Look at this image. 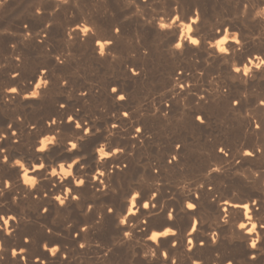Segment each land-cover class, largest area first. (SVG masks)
Segmentation results:
<instances>
[{"label": "bare ground", "instance_id": "6f19581e", "mask_svg": "<svg viewBox=\"0 0 264 264\" xmlns=\"http://www.w3.org/2000/svg\"><path fill=\"white\" fill-rule=\"evenodd\" d=\"M113 2L122 6L107 16L110 8L90 0H0V264H264V59L240 53L247 41L235 32L243 30L239 22L216 28L205 23L203 0ZM15 6L31 32L18 24L7 34L4 15ZM155 9L163 15L154 18ZM73 11V25L56 28V35L78 50H43L46 40L39 41L41 50L9 47L35 46V23ZM224 38L229 43L221 44ZM196 56L224 65L226 81L193 93L188 85L196 77L181 66L193 65ZM162 60L168 95L149 103L140 90ZM254 87L262 90L254 127L242 118L239 140L208 142L213 111L239 112L242 93ZM232 100L239 103L233 107ZM161 129L166 147L156 152ZM195 138L203 141L199 153L187 146ZM197 153L225 165H210ZM187 166L216 177V190L228 182L245 194L235 201L213 199L210 189L193 184L174 203L151 196L158 188L149 182L185 173ZM137 193L148 209L135 199ZM243 204L250 207H237ZM168 228L175 235L149 239Z\"/></svg>", "mask_w": 264, "mask_h": 264}, {"label": "rangeland", "instance_id": "374dc122", "mask_svg": "<svg viewBox=\"0 0 264 264\" xmlns=\"http://www.w3.org/2000/svg\"><path fill=\"white\" fill-rule=\"evenodd\" d=\"M203 1H204V4H206V8L208 9V15L207 17H205V20H204L205 23H210L211 25H213L214 28H216L221 24H225V22H229V21L239 22L242 25L241 28L243 30L241 32L239 31H235V32H237L239 39L244 37L243 39L247 41L245 42L246 50H243L240 53L243 55L247 54V57L249 56L250 58H252L255 55L258 57L259 55L260 58L264 59V0H212V1L203 0ZM90 2L91 4L94 3L97 6L101 5L103 9H107V7L110 8L109 10L110 12L113 10L112 13H109V11H107L108 9L106 11L104 10L107 16H112V15L114 16L113 12L115 11V9L116 8L118 9L119 7L122 6V4L121 5L116 4L115 2H113V0H90ZM97 2H99L98 3L99 5L96 4ZM14 8L16 10L14 9L12 11H9L11 13L6 12L4 15L5 17H4L3 23L6 25V28H7L6 31H8L7 34L9 33L11 34L15 30L14 29L15 26L18 24L21 25L20 27L23 28L25 32L27 31L31 32L32 31L31 24L29 22H21L22 17H23V12L21 8L19 9L18 6H15ZM153 11H152V15L154 18L161 17L164 12V10L162 9H155ZM76 17H77V13L76 11H73L71 13H68L65 17L64 16L58 17V18H55V20H51L49 22L48 21L37 22L35 23L36 25L34 24V29H33V31H35L36 33H39L38 38L35 40V46H29V45L22 46L18 44L17 42H12V44L11 43L9 44V47L13 45L15 50H41L38 48L39 46L42 45L41 43H39V41L46 40V43H45L46 45L44 44L45 47L43 46L44 47L43 50H78L76 47H66L64 43H62V40L60 39V37L56 35V31L58 28L66 29L67 27L72 26L73 25L72 21ZM223 28L225 29V27ZM46 29L48 33L44 32ZM229 30H230V27H229ZM123 41L126 42V40H123ZM127 42L129 44L132 43V41L131 40L129 41V39L127 40ZM251 49H258V50H251ZM194 62L196 63V65ZM235 63H234L235 65H239L238 62H235ZM164 67H165V63L162 60L155 78L152 81H150L149 84L143 85L144 87H142L140 90V92L141 91L143 92L145 100L147 102L149 101V103L150 101H156L158 99H163L168 95L167 93L169 89L163 85L162 77L160 76L162 74V69ZM181 67H183V69L181 68L182 69L181 71H184L188 74H193L196 77L195 80H192L188 85L189 88L191 86L190 89L194 91L193 93H198L204 89H208L210 82L214 84L216 82L226 81L225 78L227 76L224 72L225 70H223L225 67L224 65L219 66L218 64H214V63H204L201 57L198 58V56L193 58V65L187 66L183 64ZM231 67H232V64H231ZM201 78L204 80H202ZM218 78L219 80L217 81ZM262 82L264 83V80ZM235 90L238 92L239 89L238 88L233 89L232 92L235 93L236 92ZM259 92L261 93L262 90H258L257 87H254L248 90L247 92L242 93V98H245L244 101L246 103L244 102V104L242 105L238 104V107L241 108L239 112H236V113L228 112L227 113L226 111L219 110V109L213 111V115L211 116V120H210L211 121L210 125L212 124L211 128L214 130V132L212 133L211 137L210 136L208 137L209 139L207 138L208 142L210 140L213 141V140H220V139L221 141L225 140L224 142H228L231 140L233 141L239 140L238 133L241 132L243 129L242 123L244 120L248 118L252 120V127H254V121L257 120V117H256L257 115L255 112V109H256L255 103L257 102V96L260 94ZM246 100L248 101V104ZM163 103L166 104L167 99L166 101L164 100ZM234 103H236V101L232 100L231 105H233V107H234ZM235 107L237 108V106ZM241 120H242V123H241ZM164 130L165 129H163L161 132L162 133L166 132V130L165 131ZM161 132L159 136V142L155 149L156 152H157V149L161 151L164 148V146L166 147V145H164L165 144L164 142H166L167 136L164 133L163 134L164 136L162 137ZM222 133H228L231 135L235 134V136L237 135L236 136L237 138L235 136L234 137H230V136L223 137ZM163 138L165 139V141ZM202 144H203L202 140H198L195 138L194 140H188L187 146L190 149H194L195 151H198L199 153L200 152L199 148L202 147ZM218 150L219 148L217 149V151ZM198 153L195 154L197 155L196 157L200 158L201 156V158H204V160H206V162L210 165H215V163L218 166L225 165L222 163V161L214 159L210 155L207 157L205 156L206 157L205 158L204 156ZM188 166H191V164H189ZM203 178L206 180H204ZM207 179L208 178H205L204 176H202L200 173L196 171L194 172L192 169H190V167H188L185 173H182V174L173 173L168 176H164L158 182L157 181L153 183L149 182L147 186H151V185L154 186L155 184V186L158 188V192L156 193L152 192L151 196L155 194L156 197H159L161 199L163 204L174 203L177 200L178 192L181 191L182 188H186L187 186L193 185V184H198V185L201 184L206 189H208V191L211 190V192H213V194L215 195L213 199H224L225 198L230 201L232 200L235 201L234 197L240 194H243V195L245 194L244 189L242 187H237L234 190L230 187V184L228 182H224L220 190H216L217 189L216 177L214 178L210 177L209 178L210 181L209 179L208 180ZM215 185H216V188H215ZM221 194H223L224 196H222ZM256 206L257 205L253 206V208L257 209L259 207V206L257 207ZM42 210L43 209H41V212Z\"/></svg>", "mask_w": 264, "mask_h": 264}, {"label": "snow or ice", "instance_id": "6c2138e0", "mask_svg": "<svg viewBox=\"0 0 264 264\" xmlns=\"http://www.w3.org/2000/svg\"><path fill=\"white\" fill-rule=\"evenodd\" d=\"M179 19H180L179 17H176V20L173 21V23H176L177 21H179ZM161 27L164 28V29H167V28H168V25L162 24ZM85 31H87V29H85ZM117 31H119V29H117ZM188 40H189L190 43H192V44H194V45H199V43H200L198 40L193 39L192 37H189ZM109 43H110V42H109ZM227 43H229V41H228L227 38H224V39L221 41V44H227ZM235 43L238 44V43H239V40H238V39H235ZM182 46H183V44H177V45H176L177 48H180V47H182ZM220 51H221L222 53H226V52H227V49L224 48V47H220ZM257 67H259V65H257ZM133 71H135V70H133ZM235 71L240 72L241 69H240V68H236ZM248 71H250V69H249ZM248 71H245V72H244V75H248ZM37 87H40V85H37ZM181 87H183V85H181ZM12 91H13V92H16L17 89H12ZM113 91L115 92V91H117V90H116V89H113ZM119 99H120V100H124L125 97H124V96H119ZM236 103L238 104L239 101H236ZM261 103L264 104V101H261ZM124 115L127 116L128 114H127V113H124ZM68 119H69L70 122L74 120L73 117H69ZM198 119L203 120L202 117H198ZM75 127H77V128H82L83 126H82L80 123H76V124H75ZM257 127H259V125H257ZM137 130L140 131V129H137ZM87 131L90 132L91 130L89 129V130H87ZM52 142H53V143L55 142V138H53V141H52ZM77 147H78L77 144H75V143L72 144V149H76ZM46 150H47L46 148L41 149V151H46ZM100 151H103V149H100ZM220 151H221V152H224V149L221 148ZM246 155L251 156V155H253V153L249 152V153H246ZM6 162H7V158H5V163H6ZM17 163L19 164L20 162L17 161ZM77 163H78V162H77ZM21 166H22V165H21ZM41 167H43V166H41ZM61 167L63 168V165H61ZM216 171H219V170L217 169ZM54 174H55V173H54ZM68 175H72V173H69ZM83 183H84V181H80V184H83ZM57 199H60V197H57ZM74 199H77V197H74ZM135 199L138 200V201H141V207H142V208H144V209H148V208L150 207V205H149L148 203H142L143 197H142L139 193L136 194V198H135ZM61 203H64V201L61 200ZM133 206L135 207V204H134ZM195 207H196V205H194V204H191V203L188 204V208H189V209H195ZM237 207L249 208L250 206H249L248 204H243V205H237ZM108 211L111 212V211H113V210H112V209H109ZM135 214H136V213H132V215H135ZM171 218H172V216H171V214H169V219H171ZM249 219H251V218L249 217ZM5 223H7V221H5ZM123 223H127V220L123 221ZM145 223H147V221H146ZM197 223H198V222H197ZM262 226H264V225H262ZM240 227H241V228H247V225H245V224H241ZM253 227H255V225H253ZM169 234H171V235H175V233L172 232V230H171L170 228H168V229H165L163 232L153 234L152 236L149 237V239L158 242V238H159V237L167 236V235H169ZM250 234H251V230H249V235H250ZM190 243H191V242H190ZM81 247H83V245H81ZM251 247H252V248H255V247H256V243H253V244L251 245ZM164 255H165V257L167 258V254L165 253ZM252 258L255 259V257H252Z\"/></svg>", "mask_w": 264, "mask_h": 264}]
</instances>
